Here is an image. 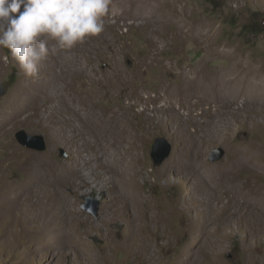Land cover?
<instances>
[{
	"label": "rangeland",
	"instance_id": "rangeland-1",
	"mask_svg": "<svg viewBox=\"0 0 264 264\" xmlns=\"http://www.w3.org/2000/svg\"><path fill=\"white\" fill-rule=\"evenodd\" d=\"M109 11L105 31L78 49L61 50L49 41L56 50L36 76L26 75L11 52L0 48V84L6 89L0 97V264H264L263 200L245 196L257 188L264 194V101L238 97L236 105L227 104L231 128L221 127V135L214 136L205 123L210 117L177 118L146 97L158 87L177 85L182 69L202 67L211 74L229 69L231 52L264 68V0H112ZM152 40L161 51L149 64ZM71 57L96 76L115 68L124 72L120 89L104 87L108 94L98 103L136 102L131 117L140 132L146 117L151 120L152 130L139 147L140 187L121 195L115 214L108 186L122 194L116 183L71 187L62 181L76 150L61 137L59 113L48 116L50 102L41 99L28 119L9 118L7 102L25 83L55 85ZM70 78V91L92 96L97 83ZM20 129L42 134L46 149L22 145L15 136ZM158 137L172 146L161 163L151 154ZM220 147L224 157L211 160ZM244 148L251 161L235 165L229 183L220 181L216 169ZM200 156L213 166L203 175L186 167ZM85 203H98V214L84 210Z\"/></svg>",
	"mask_w": 264,
	"mask_h": 264
},
{
	"label": "bare ground",
	"instance_id": "bare-ground-1",
	"mask_svg": "<svg viewBox=\"0 0 264 264\" xmlns=\"http://www.w3.org/2000/svg\"><path fill=\"white\" fill-rule=\"evenodd\" d=\"M108 15L104 18L105 25L110 23ZM114 16L117 19L121 18V15L116 13H114ZM152 42L155 47L151 50L152 55L149 64H153L155 60L159 59L158 54L161 51L157 41L152 40ZM78 46L79 44L73 49H78ZM73 56H76V54ZM230 61V68L222 72L219 71L218 74H211L209 70L202 67H196L189 71L182 69L180 72L184 78L177 85L172 86V84H169L165 87H158L155 95H147L146 97L152 102H161L156 107L160 110L170 111L177 118L184 116L198 117L200 114L210 117L205 122L209 125L206 126L208 132L214 136L221 135V127L228 130L231 128L232 120L229 115L230 109L226 108L227 104L236 105L238 97H244V100L264 101V77H261L264 74V68L254 62L240 59L232 52ZM75 65L76 68H73ZM89 68L78 57H71L63 62L58 76H55V85H50V83L46 85L43 84L44 82L39 81L33 84L25 83L19 91V95L7 102L8 108L11 110L9 118L11 120L28 119L30 117L29 113H33L31 109L33 107L38 108L37 103L41 99L50 102L53 110L50 111L48 116L59 113L58 122L61 126L60 130H62L61 137L71 146H74L76 150L75 161L67 166L62 175V181L71 187L76 185L80 187L89 182L101 186H108L111 181L116 183L114 187L122 189V194H116L113 192V188L108 186L111 193L115 195L114 201L110 202L108 206L115 207L109 208L115 214V209L121 207V195L123 197L133 195V190L140 187L139 175L141 170L137 166L139 147L140 142L147 138L152 130L151 120L149 116L146 117L148 123L145 125L144 131L140 132L133 126L134 120L131 117L137 113L131 111L136 102L129 101L109 106L100 105L98 99L107 93V89L110 87L116 91L120 89L121 84L125 81L124 72L115 68L110 75L107 73L96 76V71L91 72ZM81 76L85 77L91 84L97 83L90 97L80 92L77 94L67 88H71L70 77L75 79ZM246 83L250 84L247 90H245ZM104 87H107V89H104ZM130 95L128 93L129 97ZM183 107L186 110L182 112ZM148 108L145 107L144 111ZM75 118H78L79 121L76 122ZM160 122L159 119L158 124ZM84 150H87V152H83ZM250 156V151H246L245 148L238 150L228 164L216 169L218 179L226 183L232 181L235 178V165L237 166L245 159L251 161ZM178 162L180 164L185 163L183 159L182 161L178 160ZM255 164L261 165L257 162ZM186 165V167H190L202 175L213 168L201 156L194 161H189V164ZM251 191L248 190L245 196L247 194L256 195L255 197L260 196L264 205V194L258 188L253 190L256 191L255 194ZM138 195L141 196L139 190ZM262 211L264 212V210Z\"/></svg>",
	"mask_w": 264,
	"mask_h": 264
},
{
	"label": "clouds",
	"instance_id": "clouds-1",
	"mask_svg": "<svg viewBox=\"0 0 264 264\" xmlns=\"http://www.w3.org/2000/svg\"><path fill=\"white\" fill-rule=\"evenodd\" d=\"M112 0H0V48L8 49L21 70L39 73L54 41L71 50L105 31Z\"/></svg>",
	"mask_w": 264,
	"mask_h": 264
},
{
	"label": "water",
	"instance_id": "water-1",
	"mask_svg": "<svg viewBox=\"0 0 264 264\" xmlns=\"http://www.w3.org/2000/svg\"><path fill=\"white\" fill-rule=\"evenodd\" d=\"M5 91V87L0 84V97L4 95ZM15 136L22 145L30 149L42 151L47 147L46 139L42 134H30L26 130L20 129L15 133ZM171 149L172 146L165 137H158L153 144L151 152L155 163H161L166 158H168L171 153ZM224 155L225 150L220 147L218 149L212 150L210 158L211 160L216 161L224 157ZM83 208L84 210L92 212L95 215H97L99 211L98 203L94 205H91V203H85Z\"/></svg>",
	"mask_w": 264,
	"mask_h": 264
}]
</instances>
